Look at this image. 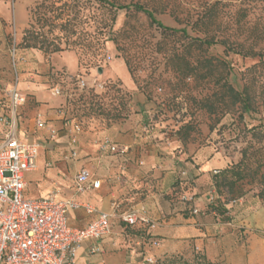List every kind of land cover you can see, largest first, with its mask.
I'll return each mask as SVG.
<instances>
[{"label":"crops","instance_id":"obj_1","mask_svg":"<svg viewBox=\"0 0 264 264\" xmlns=\"http://www.w3.org/2000/svg\"><path fill=\"white\" fill-rule=\"evenodd\" d=\"M10 24L15 29L14 40H19L27 16L17 19L9 2L0 0V116L15 120L21 140L39 143V154L46 150L55 152L62 161L58 166L46 168L49 164L42 156V177L32 181L25 174V197L41 198L53 193L51 183L56 181L62 193L67 194L57 192L58 199L74 196L99 210L110 213L115 210L110 233L100 241V250L89 253L86 244L82 245L75 264H161L172 256L189 261L201 256L210 264H253L254 253L236 241L233 220L220 218L232 215L233 203H241L242 199L210 208L217 205L219 198L212 183L213 170L230 162L220 149L207 146L187 153L178 140L167 136L162 126L151 121L150 100L136 86L127 89L132 93V113L126 119L95 131L89 138L80 130L71 144V123L58 129L55 121L47 122L61 117L59 111L52 109L57 99L48 89L50 78L43 75H52L58 68L53 55L47 60L36 49L16 47L18 65L16 68L13 64V71L7 43ZM83 79L85 83L90 80ZM15 81L17 89L34 103L23 118L18 110L25 103L14 116L9 111L7 92ZM38 115L43 127L35 123ZM5 130V123L0 122V141ZM103 139L125 151L100 153L98 144ZM72 150L76 152L74 158L70 157ZM41 165L37 160L32 171ZM81 169H86L100 183L75 194L73 179ZM130 209L138 211L148 222L134 225L121 222L118 212ZM91 218L83 209H74L68 215V223L81 227ZM148 258L154 262L148 263Z\"/></svg>","mask_w":264,"mask_h":264},{"label":"rangeland","instance_id":"obj_2","mask_svg":"<svg viewBox=\"0 0 264 264\" xmlns=\"http://www.w3.org/2000/svg\"><path fill=\"white\" fill-rule=\"evenodd\" d=\"M7 1L17 19L27 16V25L23 28L24 30L30 26L29 10L42 0ZM55 1L56 5L66 2L71 11L77 12L79 16L91 17L90 24L82 22L79 25L81 32H92L97 22L105 18L107 14L108 6L95 0ZM116 1L149 2V6L157 8L154 13L155 18L163 25L175 29L186 26L188 36L194 37L202 35L186 24L188 18L191 16L192 20L195 19L217 0ZM163 6L166 10L160 12L159 9ZM169 10L179 13L174 14ZM215 18L217 27L211 26V32L217 30L223 35L231 36V40H245L246 46L251 45L255 50L264 52V0H219L215 8ZM126 20L128 25L124 26ZM92 22H95L94 25L91 24ZM10 26L7 43L14 71L13 62L17 68L18 55L15 51L12 56L11 48L12 45L18 47L23 30L20 39L14 40L15 29L13 24ZM122 29L125 30L124 38L118 36V31ZM112 31L119 39V46H123L122 49L116 47L114 42L106 41L95 57L91 58L89 52H86L85 43L69 46L62 44L66 49L52 54L53 63L58 68L52 77L53 80H48V89L51 91L53 87H56L60 91L59 95H54L57 103L52 109L59 111L61 117L47 119V122L55 121L54 126L58 129L66 123L72 125L77 123L80 130L89 138L95 131L120 122L132 113L130 107L132 93L128 90L136 86L137 90L150 100L151 121L162 126L167 136L177 140L179 135L176 130L185 123L190 124L191 130L188 131L186 141L182 144V149L187 153L214 146L220 149L229 161L236 162L241 158L242 149L252 150L251 148L263 146L264 106L259 105L256 111L244 112L242 116L236 109L222 114H211L201 108L200 100L206 96L215 99L217 86L212 81L207 82L201 78H179L170 70V63L167 62L168 49L173 44L178 46L181 40L186 41V38L177 34L162 41L161 29L152 24L144 14L127 15L125 10L116 12ZM57 32V29L53 30V33ZM178 38L180 41H177ZM158 41H161L163 47L157 44ZM159 48L164 50L157 51ZM205 54L226 63L227 80L237 89H241L244 82H249L257 93L263 92L264 64L254 66L258 62L257 57H244L229 50L226 51L219 43L211 45ZM49 57L46 59L49 60ZM126 57L130 60L132 74L125 64ZM43 75L50 78L48 73ZM83 78H90V80L87 79L89 82L86 80L88 83H85L82 88L77 82ZM259 100L261 101L262 98ZM33 106L32 99L27 97L25 104L18 110L21 117L23 118L26 110ZM42 153L43 151L40 152L37 160L41 165L42 156H44L46 163L49 164L46 168L58 166L62 162L60 155L55 152L46 150L44 154ZM260 153L252 157L251 161H254ZM42 173L41 165L40 169L27 172L26 177L35 181L42 177ZM33 184L34 182L32 187ZM57 184L56 181H52L50 192L63 194ZM245 188L247 192L239 198L242 199L241 203H233L231 210L234 213L220 218L227 217L233 220L232 230L237 243L243 244L246 250L254 253L253 264H264V255H262L264 252V200L257 196L259 187L255 183L246 185ZM223 197L221 196V200ZM232 263H235V260Z\"/></svg>","mask_w":264,"mask_h":264},{"label":"trees","instance_id":"obj_3","mask_svg":"<svg viewBox=\"0 0 264 264\" xmlns=\"http://www.w3.org/2000/svg\"><path fill=\"white\" fill-rule=\"evenodd\" d=\"M59 1L57 0V2ZM95 1L108 6L106 17L97 22L92 32H81L79 25L82 22L90 24L91 17L79 16L77 12H72L66 2L56 5L55 0L51 2L49 0H42L29 10L30 26L23 30L21 40L17 44L18 48L36 49L45 58H48L50 55L66 49L62 44L69 46L85 43L87 47L86 52H89L90 57L94 58L101 45L106 41L114 42L119 49L123 48V46H119V39H117V36L112 31L117 11L125 10L127 15L142 13L152 24L161 29L162 41L177 34L187 39L183 42L181 40L178 46L173 44L168 49L167 62L170 63V70L172 72H175L179 78H201L207 82L212 81L217 86L216 94L214 95L215 99H212L211 96H206L200 100L201 108L206 109L211 114H222L236 109L240 111V115L242 116L244 112L256 111L259 105L264 106V89L263 92L257 93L249 82H244L242 88L237 89L227 80L226 63L219 58L205 54L211 45L219 43L224 46L226 51L229 50L244 57H257L258 62L254 66L264 64V52L255 50L251 45L246 46L245 40H231V36L223 35L217 32V30L211 32V26L217 27L215 8L219 0L212 3L207 11L198 14L195 19L192 20L191 16L188 18L186 24L202 35L194 37L188 36L186 26L175 29L163 25L155 18L154 13L157 8L149 6V2L135 1L122 3L116 0ZM164 6L160 7V12L166 10ZM169 11L174 14L179 13L175 10ZM94 23L92 22L91 24L94 25ZM125 25H128L127 20L124 23ZM54 29H57L58 32L53 33ZM125 30L118 31V36L120 35L121 38H124L123 34H125ZM177 41H180V39L178 38ZM157 44L163 47L161 41H158ZM163 50L164 48L157 49V51ZM125 64L132 74L130 60L127 57L125 58ZM48 75L50 80H53L54 74ZM117 91L119 92L120 90ZM261 98L262 100L260 101L259 99ZM189 130H191L189 123L183 124L176 130V133L179 135L177 140L181 144L185 143ZM254 133L257 132L254 131ZM251 149H242L241 158L238 161H230L225 167L215 169L217 172L212 176V183L219 198L216 200L217 205L212 204L210 208L217 209V206L222 202L227 203L241 198L247 192L246 185L253 183L259 187L257 196L264 200V144L259 148ZM258 152H261L259 156L254 161H251V158L256 156ZM221 196H224L223 200H221ZM161 264L210 263L201 256H195L191 261L179 256H172L162 261Z\"/></svg>","mask_w":264,"mask_h":264},{"label":"built area","instance_id":"obj_4","mask_svg":"<svg viewBox=\"0 0 264 264\" xmlns=\"http://www.w3.org/2000/svg\"><path fill=\"white\" fill-rule=\"evenodd\" d=\"M15 51L16 47L12 45V56ZM77 83L79 87L85 86L83 79ZM51 93L59 95L60 91L53 87ZM7 95L9 111L14 116L18 107L25 103L26 96L17 89L16 82ZM0 122L6 126L0 141V264H75L77 252L84 244L89 253L98 252L100 241L110 233L116 206L114 212H105L74 196L58 199L56 192L41 198H26L25 174L36 169L40 144L21 140L13 118L0 116ZM35 123L38 127L44 125L39 115ZM79 131V124L74 123L71 144L76 141ZM98 151L115 154L125 149L103 139L98 144ZM70 157H76L74 150ZM216 172L214 169L213 174ZM99 183L86 169H81L73 179L74 192L84 193ZM74 209H83L92 218L81 227L72 226L68 223V215ZM118 219L127 225L148 222L133 209L119 211ZM147 261L154 262L151 258Z\"/></svg>","mask_w":264,"mask_h":264}]
</instances>
